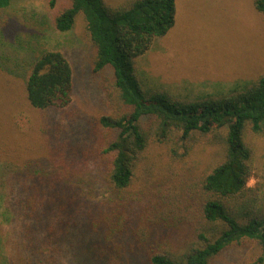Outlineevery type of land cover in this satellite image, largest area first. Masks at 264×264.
<instances>
[{"label": "trees", "instance_id": "1", "mask_svg": "<svg viewBox=\"0 0 264 264\" xmlns=\"http://www.w3.org/2000/svg\"><path fill=\"white\" fill-rule=\"evenodd\" d=\"M59 1L50 0L51 8ZM64 1L54 16L56 30L70 31L81 17L95 49L93 71H113L106 87L115 115L100 123L115 138L103 149L108 156L99 165L98 187L78 163H57L55 152L21 165L0 159V202L7 214L5 223L0 217V263L60 264L78 252L71 239L81 234L93 264H211L245 240L258 244V263L264 264V191L249 186L257 152L247 140V132L259 135L264 128V73L191 98L147 88L138 59L174 27L176 0H130L116 7L105 0ZM11 2L0 0V13ZM253 5L264 15V0ZM15 53L4 59L13 68L1 67L25 78L31 107L58 111L71 104L73 71L61 51L37 44L24 58ZM210 148L217 149L218 160L199 169L198 151ZM161 173L182 191L191 183L190 206L172 202L178 196L169 192L157 198L150 185L164 178ZM137 189L148 201L129 199ZM181 229L194 239L176 249L165 235Z\"/></svg>", "mask_w": 264, "mask_h": 264}, {"label": "rangeland", "instance_id": "2", "mask_svg": "<svg viewBox=\"0 0 264 264\" xmlns=\"http://www.w3.org/2000/svg\"><path fill=\"white\" fill-rule=\"evenodd\" d=\"M105 1L116 7L130 0ZM63 5L64 0L55 9L51 8L50 0H12L11 6L0 13L1 63L13 52L24 58L30 47L38 44L61 51L73 71L71 104L58 111H40L26 100L25 78H18L1 67L12 69L13 63L6 60L0 64V159L21 165L33 157L47 160L55 152L57 163H64L63 159L78 163L82 174H90V181L98 187L103 182V170L99 168L105 155L103 149L107 141L115 138L114 131L100 123L101 117L115 115L108 105L106 87L113 71L111 68L99 74L93 71L95 49L81 17L70 31L56 30L54 16ZM138 71L145 87L164 88L182 98L227 91L235 83L256 79L264 73V15L256 11L253 0H176L174 27L166 36L156 39L151 49L138 59ZM247 140L257 152L256 175L249 186L262 192L264 128L259 135L247 132ZM216 152V148L208 152L199 150L195 158L198 168L207 161L218 160ZM159 177L163 178L164 174ZM157 180L150 186L159 200L166 196L161 195L164 191L171 193L172 198L178 196L172 202L191 205L190 182L182 191L181 185L172 179ZM134 198L149 199L140 189L131 193L129 199ZM133 204L139 209L136 202ZM4 215L7 214L0 202V217L5 223ZM183 229L166 231L165 236L170 234L168 242L176 249L194 239ZM158 236L156 232L153 237ZM73 243L78 252L60 264H93L90 259L94 253L85 254L86 241L81 234L71 239ZM260 256L258 244L245 240L224 249L211 264H259ZM140 258L145 262L144 254Z\"/></svg>", "mask_w": 264, "mask_h": 264}]
</instances>
